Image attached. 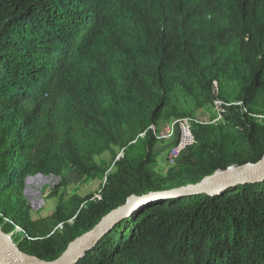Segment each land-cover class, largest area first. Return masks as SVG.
Masks as SVG:
<instances>
[{"label": "trees", "instance_id": "trees-1", "mask_svg": "<svg viewBox=\"0 0 264 264\" xmlns=\"http://www.w3.org/2000/svg\"><path fill=\"white\" fill-rule=\"evenodd\" d=\"M216 102L161 174L159 124ZM263 159L264 0H0V227L23 253L52 262L137 196L77 264H264V180L175 192ZM73 171L106 183L34 219L26 181Z\"/></svg>", "mask_w": 264, "mask_h": 264}, {"label": "water", "instance_id": "water-1", "mask_svg": "<svg viewBox=\"0 0 264 264\" xmlns=\"http://www.w3.org/2000/svg\"><path fill=\"white\" fill-rule=\"evenodd\" d=\"M262 180H264V159L256 166L218 172L198 184L183 187L175 192L210 195L234 184L257 183ZM144 199L145 197H130L125 205L106 215L95 228L70 243L66 251L52 262L42 261L20 251L11 236L5 234L0 227V244L4 247V251L0 253V264H77L115 225L129 217Z\"/></svg>", "mask_w": 264, "mask_h": 264}, {"label": "rangeland", "instance_id": "rangeland-1", "mask_svg": "<svg viewBox=\"0 0 264 264\" xmlns=\"http://www.w3.org/2000/svg\"><path fill=\"white\" fill-rule=\"evenodd\" d=\"M216 117L217 114L214 108H209L201 112L197 119L200 122L208 123L214 121ZM170 127L173 128L175 132L173 138L175 137L176 139H173L174 141L172 140L171 146L167 149V154L176 146L178 142L177 137L180 132L178 121H173L168 124L163 123L160 130L161 136L163 135L166 137L168 134H171ZM97 161L100 165H106L109 169L108 174L115 171V165L111 155L107 154L98 158ZM166 165L169 167L167 160ZM106 177L107 176L91 181L77 171H73L65 174L62 180L54 177L45 178L42 176L28 179L26 181L25 195L31 205L33 218H45L51 215L62 197L66 198L72 194H79L82 197L97 194L106 183Z\"/></svg>", "mask_w": 264, "mask_h": 264}, {"label": "built area", "instance_id": "built-area-1", "mask_svg": "<svg viewBox=\"0 0 264 264\" xmlns=\"http://www.w3.org/2000/svg\"><path fill=\"white\" fill-rule=\"evenodd\" d=\"M223 106H229L228 104H225L224 102H216L213 105V108L217 114V117L214 121L208 122V123H218L223 120V115H222V107ZM179 126H180V132L179 136L177 137L178 142L176 144V147L173 148L170 153L167 156V161L170 166H175L176 160L179 157V154L182 150L186 149L187 147L191 146L194 144V136L191 132V126L193 123H202L198 119H184L178 121ZM207 123V122H205ZM158 128V127H157ZM156 128V132H157ZM165 137V136H164ZM123 157V153L119 155V158Z\"/></svg>", "mask_w": 264, "mask_h": 264}, {"label": "crops", "instance_id": "crops-1", "mask_svg": "<svg viewBox=\"0 0 264 264\" xmlns=\"http://www.w3.org/2000/svg\"><path fill=\"white\" fill-rule=\"evenodd\" d=\"M163 123L164 122H161L157 128L158 144L155 149V159L158 162L157 170L161 174H165L167 170L169 169V167L166 165V160H167V155H168L167 149L169 146H171L172 142L174 141L173 139H176L175 137L173 138V135L175 134V132L173 131L172 127H170V132H172L171 134H168L166 137H164L163 135L161 136L160 130H161Z\"/></svg>", "mask_w": 264, "mask_h": 264}, {"label": "bare ground", "instance_id": "bare-ground-1", "mask_svg": "<svg viewBox=\"0 0 264 264\" xmlns=\"http://www.w3.org/2000/svg\"><path fill=\"white\" fill-rule=\"evenodd\" d=\"M176 147V146H175ZM174 147V148H175ZM170 153V152H169ZM168 153V154H169ZM121 159V157L119 158V156H117V158H116V161H119ZM168 162V161H167ZM4 251V247L0 244V253H2Z\"/></svg>", "mask_w": 264, "mask_h": 264}]
</instances>
